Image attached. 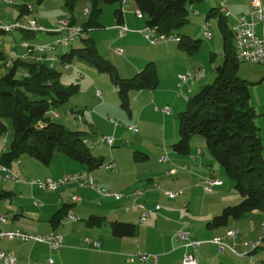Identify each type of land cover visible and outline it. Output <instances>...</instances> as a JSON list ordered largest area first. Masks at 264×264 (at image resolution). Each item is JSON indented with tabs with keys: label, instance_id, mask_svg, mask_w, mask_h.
<instances>
[{
	"label": "crops",
	"instance_id": "crops-1",
	"mask_svg": "<svg viewBox=\"0 0 264 264\" xmlns=\"http://www.w3.org/2000/svg\"><path fill=\"white\" fill-rule=\"evenodd\" d=\"M42 1L43 0H41V2ZM125 1L126 4L123 7V21L121 24L125 25L128 30L123 36L119 35L118 25L120 23L117 22L114 15L115 22L110 26L112 28L108 31L110 34L108 39L110 41L109 56L117 66L116 69H118V74L120 73L119 76L122 78H129L143 68L147 62L153 61L151 59L155 60L156 58L151 54V56L145 54L135 57V60L133 58L131 59V42L136 39H142L140 35L143 36L141 32L146 27V23L143 17H138L136 15L135 11H137V8L134 1H132L133 7H131L129 11H124L128 0ZM223 1L225 2V0ZM28 2L30 3L29 0ZM212 7L216 8L215 11L217 15H221L217 10V0L210 3V8ZM198 11L197 14L191 12V16L188 14V21L184 24L183 30L181 31L182 35H187L191 39L199 40L197 49L193 52L185 51L178 45V42L172 40H165L158 44L160 45L158 48L170 51L169 58L174 61V65L169 64L168 66L171 70L169 73L171 86L170 88L161 87L158 78V84L154 89L143 88L140 90H130L128 92V106L126 108L123 107V110L127 114V118L123 115L121 110L118 111L119 116L124 118L126 123L119 122L118 125H114L110 122V117L106 120L108 124L112 125V127H109L112 128L113 131L111 134L113 143L111 145L103 140V137H105L103 133L105 132L99 124L101 119L102 122H104L103 117L100 116L104 113L99 115L97 111L108 113L112 110V102H114L115 105L116 102L120 103V101L118 95V99L113 100V95L111 97L112 99L106 98L103 95L98 97L94 92V98L96 99L95 101L93 100L92 106L89 108L90 110L86 112L88 118H86V120L84 119L85 122H81L80 130L83 129V131H85V128L89 130V133H87V131L84 132L85 144L89 147L91 155L103 158L104 163L99 167L104 169L100 170L99 167H97L98 169H89L85 163L75 161L62 152H55L50 163L47 165H44L30 155H22L20 163L14 167L18 168L24 175L21 181L14 182L4 180L0 172V196L2 197L0 203L6 202L5 208L0 207V215L3 212L6 213L4 214L6 220L0 222V228L3 230L19 228L25 232L39 234L55 233L62 237V245L57 249H51L47 244L33 240L0 239V249L14 253L17 259L16 264H43L47 258H52L54 260L53 264H138L136 260L133 262H128L126 260L127 255L138 253L158 255L157 264H181L185 249L183 243L185 241L183 242V239L178 238L176 232L182 227L189 230L190 238L193 237V239L196 238V240L201 241L199 246L194 250L196 254L197 250L202 253V256L200 254L199 258L195 256L197 264H230L226 257L223 256V253L228 252L231 255L232 253L228 250L220 252L217 249L215 251L213 246L217 248L218 246L212 242V240L214 238H220L228 243H232L226 234L229 229H236L238 231V241L243 242L241 240L243 236L239 233L240 227H237V225L245 222V220L252 221L254 218H256L255 229L251 238L255 239L260 234V223L264 219V209L254 210L241 218H229L227 223L223 225L224 228L220 230L219 227L208 226L207 222L210 220L211 213L207 212L208 214H206L204 219L201 218L202 224L200 223L201 225L196 228V230L191 228L190 223H192V217H194V215L183 214L180 206L185 201L190 204V197L194 186L200 188V183H204L207 177H215L212 174H206L202 169L204 165V152L201 148H196L191 145V152L187 155L189 159H186V157L180 156V153L172 150L171 146L168 147L169 141H172V144L177 140L178 127L177 133L173 132L171 138L167 140L166 118H163L160 127L162 135L161 141L157 143H149L147 141L152 131L149 118L156 112L155 109L154 111L153 109L151 110L152 102L156 100L158 92H166L168 96L165 101L168 103V101L173 99L174 87H176V75L184 70L194 69L195 67H201V71L198 78L192 84H198L195 86L197 89L202 86L200 85L201 81L203 85L206 84L203 79L207 75V70L204 64L199 62L194 54L200 48L199 35L203 34V24L209 22L210 26V18L216 19L217 17L208 16L207 13L203 15L199 9ZM248 11L249 5L246 7L245 13L233 16L234 23L238 15L247 14ZM83 13L86 14L84 11ZM22 14L17 16V18H21ZM230 15L231 13L229 11L227 17ZM34 19L38 21L37 18ZM192 25L195 26V29L191 28ZM199 29L201 30V34L199 33ZM92 30L93 29H90L87 32V36H90L97 46L96 40L90 34ZM181 34H178V36ZM1 36L2 34H0V37ZM33 36L50 40L54 35H38L37 33ZM8 39L12 40L11 37ZM13 41H15V39ZM11 46L10 44L6 45L8 48ZM80 46L78 45L75 47ZM6 47L0 50L6 52L8 49H6ZM68 47H70V45L66 46L63 51L67 52L72 48ZM116 48H120L121 53L116 52ZM209 48L211 49L210 45ZM64 52H61V54ZM210 52L214 54L212 50ZM60 55H58L59 59ZM74 59L75 58L67 64H70ZM211 60L214 63V68L220 65L217 64L214 55L211 56ZM62 61L58 60L56 63L65 65V62ZM84 62L87 63L86 61ZM88 65L91 66L90 64ZM94 69L96 70V68ZM84 71H88L92 75L95 74L90 69H86V67H84ZM94 76L98 77V75ZM260 81H264V74ZM192 84L187 91H193ZM77 86L79 87L78 84ZM119 105L122 107L121 104ZM78 110L81 112L84 111L83 109ZM147 111L148 114H151H146ZM259 113L260 115L264 114V110ZM263 118L264 117H258L257 115L255 117V122L259 127L262 137V153L264 156ZM125 124L136 125L138 127L137 132H132ZM118 129L120 133L117 132ZM99 130L101 131L100 133ZM125 130L132 132L134 135L129 137ZM125 141L128 143L126 148L133 151L132 155L130 151H128L126 155L123 156L119 154V149H113L115 143L119 145L124 144ZM7 142L8 138L6 137L4 141V134H1L0 145H4L5 150L8 148ZM105 144L109 146H107V150L103 152L100 151L101 148H105ZM165 147H168L169 150H166ZM164 149L169 151V157L165 154L167 160L165 162L161 161V163H168L169 161V166L161 168L159 163V166L156 167L157 169H152L151 161L156 160L157 163L158 161L160 162L162 155H164L162 154ZM198 150L201 152L198 153ZM198 159H200L201 162L200 164L197 163L198 166H196V168L195 162ZM109 162L114 163L113 169H108L104 166L105 163ZM183 162L187 163L188 166H185ZM191 165H194V167H191ZM170 170H174L173 173H169ZM76 171L89 172L96 179L98 187L111 193H121L122 196L120 198H115L112 194L100 195L93 188L82 187L74 182L67 183L53 192L45 191L37 185L30 183L31 179L57 178ZM161 175L165 176V179L160 178ZM155 178L158 179V185L160 186L155 185L157 183L155 182ZM215 178L219 179L218 177ZM221 185L222 183L214 186L211 191L207 192L214 194V189ZM136 189H140L141 194H133V191ZM167 190H180L181 193L173 198H169L166 197L165 194ZM74 196L78 198L74 199ZM164 198L168 199L162 201L161 199ZM136 204H142L147 209L152 210L143 221H140V209ZM221 207H223V204L216 206V212L213 210L214 213L218 214ZM58 212H60L59 214H62V216L59 218L58 222L53 223L51 219L54 214ZM69 212L76 216L77 219H69L67 217V213ZM97 218L100 220H97ZM89 220L92 221L91 224L87 223ZM188 220L190 222H188ZM114 221L133 224L135 226V234L128 237L114 236L112 234L111 225ZM86 237L98 241L100 246L97 248L91 246L87 247L84 242ZM207 243L212 244L211 247H207ZM237 247L243 248L240 244L237 245ZM254 255L255 259L253 264H264V245H262ZM237 257L247 258V264L250 262L249 256ZM147 264H153L152 260L148 259Z\"/></svg>",
	"mask_w": 264,
	"mask_h": 264
},
{
	"label": "trees",
	"instance_id": "trees-1",
	"mask_svg": "<svg viewBox=\"0 0 264 264\" xmlns=\"http://www.w3.org/2000/svg\"><path fill=\"white\" fill-rule=\"evenodd\" d=\"M76 1L64 0L69 10L73 9ZM88 1L90 8L87 9V19L79 25L86 32L79 39L83 41V45L70 48L60 55L59 60L67 64L77 58L86 61L99 72L107 73L116 88L121 106L126 108L130 90L154 89L157 86L155 63L147 62L129 78L120 77L115 65L99 53L95 41L87 36V32L103 27L99 20L101 3L117 5L113 12L117 22L121 24L122 0ZM133 1L146 26H154L159 32L168 35L174 34V29L186 24L189 7L201 0ZM40 2L41 0L37 1ZM215 10L214 7L210 8L208 16H220L219 22L227 27L222 20L224 16L217 15ZM24 12L26 8L22 4L18 16ZM69 21L76 24L74 19ZM20 32L25 37L37 34L27 30ZM228 32L233 35L230 28L222 31L223 62L215 67L214 80L202 85L187 99L184 110L178 113V138L171 144L172 150L184 154L188 152L190 138L195 134L201 135L212 156L223 166L234 183L240 201L222 208L219 214L207 222L210 227L223 226L229 218H241L254 210L264 209L263 146L259 127L255 122L258 114L251 103L250 82L236 74L239 60ZM0 34L10 33L0 31ZM178 38V45L185 51L193 52L197 49L198 39L182 34ZM4 58L5 53L0 50V61ZM20 68L26 69V75L21 73L17 76ZM59 77L60 72L49 68L44 62L18 61L5 73H0V135H11L8 148L0 155L1 163L11 166L15 159L27 154L47 165L55 152H62L75 161L85 163L89 169L103 165V158L91 155L89 147L83 142L85 131L70 130L47 114L67 101L78 88L77 84L63 87ZM67 111L75 110L70 108ZM6 119L10 121L9 127ZM59 213L52 217L53 223L58 222L62 216ZM87 223L91 224L92 221ZM111 225L112 234L116 237L135 234V226L131 223L114 221Z\"/></svg>",
	"mask_w": 264,
	"mask_h": 264
},
{
	"label": "rangeland",
	"instance_id": "rangeland-1",
	"mask_svg": "<svg viewBox=\"0 0 264 264\" xmlns=\"http://www.w3.org/2000/svg\"><path fill=\"white\" fill-rule=\"evenodd\" d=\"M29 1L30 3H32L33 8L31 11H28V8L25 6L26 12L24 13L28 14L31 19L37 18L38 21L36 22L39 25L44 26L46 28H57L60 21L62 20L68 21V20H71V18L75 19L76 24L81 25L87 19V16H88L87 14L83 13V10L85 8L86 9L90 8V3L88 0H77L72 10H69L66 7L64 0H43L41 3H37V0H29ZM132 1L133 0H128L127 6L125 7V10H124L125 12L129 11L131 7H133ZM211 2H215V0H201L195 3L193 7L195 9H199L202 12V14L205 15L206 13H208V10L210 9ZM225 2L227 5V9L231 13L229 17H224V19L222 18V20L226 22L227 27H223V24L219 22L220 16H217L218 19L210 18L211 23L209 26V30L212 34L211 39L208 40L204 38L203 34H201V30L199 29V33L201 34L199 35L200 48L198 49V51L195 52L194 55L195 57H197L199 62H202V64H204L207 70V75L203 79V81H205L206 83L212 82L216 75L214 63L211 60V56L214 55L217 64H221L223 60L222 58V45H223L222 31L224 29L228 31V29L233 26V23H234L233 16L240 14V13H245L246 7H248L249 5V0H225ZM25 3H28V0H0V24L9 25L15 22V20H21L22 23L25 22L24 16L21 18H17V16L19 15L20 5L25 4ZM116 6H117L116 4L101 3L102 11L99 15V20L103 24V27L94 28L92 32L90 33L91 36H93V38L97 42V48H98L99 53L104 58L110 60L113 64H114V61L109 56L110 41L108 38L110 37V34L108 31L110 28H112L110 27L111 24L115 22L113 10ZM189 16H191V12H189ZM183 27L184 25L174 29L173 33L175 35L181 34ZM191 28L195 29V26L192 25ZM39 34H43V33H38V35ZM9 37H11L12 40H9L8 39ZM140 37L142 38L141 40L136 39L131 42V53H132L131 59L133 58L135 60V57L143 56L145 54L147 55L151 54L152 56H154V58L156 59L155 60L151 59V60L155 62L156 70L158 73L157 75L160 81V86L163 88H170L171 78L169 77V73L171 70L168 66L169 64L174 65L173 59L171 60L169 58L170 51H168L167 49L158 48V46H160L158 45L159 43L152 44L148 40H146L142 35H140ZM228 37L232 42L234 41V36L229 34V32H228ZM1 38L4 40V43L1 48H4L8 44L18 45V41L20 39L35 43V42H40V41L42 42L50 41L54 37L51 38L50 40L49 39L45 40L44 38H41V37L39 38L35 36L25 37L24 35H22L20 31H15L13 34H2ZM14 39L15 41H13ZM78 45L79 46L83 45V41L76 40L70 44V47H75ZM209 45L211 46V49L209 48ZM7 48L8 47H6V49ZM65 48L66 47L62 48V46L57 47L56 54L60 55L61 52H64L63 50H65ZM17 49H19V47H17ZM211 50L214 52V54L210 52ZM84 67H86V69H90L91 71H93V73H95L94 75H98V77L92 75L88 71H84ZM55 69L58 72H60L59 81L63 85V87L70 86L71 84L79 85L77 90L71 94V96L68 98L67 101L53 108L54 111H57L59 113V116L55 118L54 120L58 123L64 124L70 130H80L81 129L80 124L81 122L82 123L85 122L86 118H88V116L86 115V112L90 110L89 108L92 106L93 100L95 101L96 99L94 98V92H96V90H101L102 95L106 98H111L113 95L114 96L113 100L118 99L117 94H116V88L112 84L109 75L104 72H99L97 69L95 70L93 66H89L87 63H85L84 61L80 59L75 58L67 66L61 63H56ZM7 70L8 68L5 67L4 64H2V60H1L0 61V73H5ZM25 70L26 69L24 68L18 69L17 76H20L21 73L25 72ZM192 70L193 69L184 70L183 72L178 73L176 76L178 78V75L186 74L187 72L192 71ZM81 74L83 77L81 76ZM236 74L240 76L241 78L246 79L250 82L249 89H250V94H251V103L254 106L256 113L258 114V117H264V114L260 115L259 113L260 111L264 110V81H260L264 74L263 66L259 64L238 61V67L236 69ZM177 78H176V87H174L175 90H174V95H173L172 100L168 101L167 103L165 99L167 98L168 95L166 94L165 91H162V92L157 93L156 100L152 102L151 110L153 109L154 111L155 109L156 112L151 115V118H149V121L151 122V125H152V131L147 138V141L149 143H157L161 141L162 135H161L160 127L162 125L163 118H166V138L167 140L171 138L173 132L177 133L178 113L184 110L187 99L199 89L195 87L198 84L196 83L192 84L194 83V81H190L182 85L181 87H178ZM191 84H192L193 91L189 92L187 91V89L190 87ZM200 85H203L202 81ZM119 104H120L119 102H116L114 105V102H112V110L109 111L108 113L103 112V111H97L99 115L104 113L103 115H100L103 117L104 122H102V119H101L99 123L100 126L103 128L102 130L105 132L103 133L104 136H111L113 132L112 128H109V127H112V125L108 124L106 121L109 117L118 120L120 123H126V121H124L125 119L119 116L118 114V111L121 110L123 115L127 118L126 112L123 110V107H120ZM70 108H73L75 111H77L78 109L84 110L82 112L78 110L81 113V120H79L78 118H73L71 115H68L66 113V111ZM146 114H148V111ZM150 114L151 113H149L148 115ZM263 121H264V118H263ZM5 122L9 127L10 121L6 119ZM119 129L117 131L118 133H120ZM84 130L87 131V133H89V130L87 128H85ZM100 132L101 131L99 130V133ZM125 132L128 133L129 137L134 135L132 132L128 130H125ZM7 138H8L7 145H9V141L11 140V135L10 134L7 135ZM171 142L172 141H169L167 145L168 147L171 146L170 145ZM189 144L190 145H188V152L184 154L180 153V156H183V157H186V159H189L187 155L188 153L191 152L192 146L196 148L198 147L201 148V150L204 152L203 153L204 155L203 164L204 165L202 167L203 171H205L206 174H212L213 176L218 177L219 179L222 180V185L214 189V194L210 192L208 193L204 189V183L202 182L200 183V186H201L200 188L194 186L192 193H191V197H190V204H188L186 201L181 204L180 207H181V212L183 214L191 215V216L194 215V217H192L193 221L190 224H191V228L196 230V228H198L202 224L201 218L204 219L206 214H208L207 212L211 213V216H210V219H211L213 216L217 214V213H214L216 206L220 204H223V207L228 206V205H234L238 203L241 198L239 194L237 193V191L235 190L234 183L231 177L229 176V174L225 171L223 166L212 156V154L208 150L206 143H205V139L201 135L195 134L190 138ZM107 146L105 144L104 146L105 148H101L100 151L103 152L107 150V148L109 147ZM127 146H128V143H126V141L124 144H119V145H116L115 143L113 149H119L118 150L119 154L123 156L126 155L128 151H130L132 155L133 151L126 148ZM168 147H165V149L169 150ZM165 149L163 150L162 154L164 155L167 154V156L169 157L168 155L169 151H166ZM198 160H196L195 162V167L198 166V164H200L201 162L200 159ZM151 163H152L151 165L152 169H157L156 167L159 166V163L161 165V168L169 166V161L168 163H161V160H160V162L158 161L157 163L156 160H153L151 161ZM183 164H185V166H188L187 163L185 162H183ZM191 167H194V165H191ZM99 169L102 170L104 168L99 167ZM170 169H173V168H170ZM157 178H155V182H157L155 185L159 184V181ZM160 178L165 179V176L161 175ZM172 191H175V190H172ZM166 199L164 198L161 200L165 201ZM0 200H2L1 196H0ZM5 203L6 202H1L0 207L5 208ZM223 207L219 209V213L221 212ZM4 214L6 213L3 212L1 215H4ZM255 219L256 218H254V220L252 221L245 220V222H242L241 224L239 223L237 225V227H240V232H239L240 235L243 236V239H241L242 241H246V240L249 241L251 239H254L251 237L253 236L254 229H255V221H256ZM188 222L190 221L188 220ZM223 228H224L223 226H219V230ZM22 232H25V231H22ZM25 233H31V232H25ZM33 234H39V233H33ZM191 237H192V233H191ZM0 239L9 240L10 238H0ZM207 244H208L206 245L207 247L209 246L211 247L212 245L210 243H207ZM213 247L215 251L218 249L216 246H213ZM193 254L195 255L196 253L193 252ZM200 254L202 256V253L199 250H197V254L195 256L199 258ZM223 256L226 257L227 261L230 264H247V260H248L247 258L244 259V258H239L237 256H233V254L231 255L228 252H224Z\"/></svg>",
	"mask_w": 264,
	"mask_h": 264
},
{
	"label": "built area",
	"instance_id": "built-area-1",
	"mask_svg": "<svg viewBox=\"0 0 264 264\" xmlns=\"http://www.w3.org/2000/svg\"><path fill=\"white\" fill-rule=\"evenodd\" d=\"M218 1V12L227 17L229 11L227 10L226 4L223 0ZM125 0H122V10L125 6ZM25 6L28 8V11H31L33 6L31 3H25ZM87 9L84 10L87 13ZM189 12L198 13V9H195L193 5L189 7ZM138 17H141L139 11H135ZM25 22L22 23L21 20H15L12 24L2 25L0 24V31L5 33L13 34L15 31L27 30L29 32L43 33V34H52L54 35L53 39L46 42H28L26 40L20 39L18 45H12L9 47L5 53V58L2 60V64L5 67L9 68L14 65L16 62H38V63H47L49 68H55L56 62L59 60L58 55L56 54V49L59 46L66 47L72 42L82 39L86 32L84 29L79 26V24L71 23L69 20H62L58 24L57 28H46L39 25L34 19H31L28 14H23ZM119 35L123 36L128 30L127 27L123 24L118 25ZM232 34L234 36L233 46L236 58L239 61L259 64L264 68V0H249V11L247 14H241L236 17V21L231 27ZM143 36L152 44H158L165 40L179 41L178 36L174 34H165L159 32L154 26H146L142 32ZM203 35L204 38L210 39L211 32L209 30V22L203 24ZM4 43V40L0 37V49ZM19 47V49H17ZM116 52L121 53L120 48L115 49ZM68 65V64H67ZM65 63V66H67ZM201 71V67H195L192 71L187 72L186 74L178 75L177 86L181 87L182 85L195 81ZM23 74L26 75V72ZM180 90V89H179ZM96 95L101 97V90H96ZM68 115H71L73 118H78L81 120V113L79 111H66ZM47 114L51 115L53 118H57L59 113L54 110H50ZM110 122L114 125H118L119 121L113 118H109ZM126 127L132 132H137L138 127L136 125L125 124ZM7 133L4 134V141L6 140ZM103 140L109 145L113 143V137L105 136ZM85 142V140H83ZM5 150L4 145H0V155ZM198 153L201 151L198 150ZM166 155H162L161 161H166ZM20 163V159H15L11 166H7L0 162V172L3 175L4 180L8 181H21L23 174L16 167ZM104 166L108 169H113L114 163L109 162L105 163ZM174 170H170L169 173H173ZM74 182L82 187H91L96 190L100 195L112 194L115 198H120L121 193L118 192H109L106 191L97 185L96 179L89 172H72L65 175H62L57 178H35L31 179L30 183L37 185L39 188L53 192L59 187ZM222 181L215 177L209 176L204 181V189L206 191H211L214 186L220 185ZM181 193L180 190L165 191V194L169 198L175 197L177 194ZM133 194H141L140 189L133 191ZM78 198L74 196V199ZM140 209V221H143L149 213L152 211L147 209L142 204H136ZM158 208V207H156ZM69 219H77L76 216L72 215L70 212L67 213ZM6 220L4 215H0V222ZM227 237L232 241L228 243L220 238H214V242L218 246L220 252L228 250L235 256H249V264L254 263L255 255L254 253L264 245V219L260 223V234L253 240L249 241H238V231L236 229H229L227 231ZM176 236L180 239H183L185 242L184 253L181 260V264H197L196 257L193 254L194 250L199 246L201 241L190 238V232L182 227L176 232ZM0 238H10V239H19V240H33L36 242L45 243L51 249H57L62 245V237L55 233L50 234H33L25 233L19 230L18 228L3 230L0 228ZM84 242L87 247L91 246L97 248L100 246L98 241L92 240L88 237L84 239ZM242 245L243 248H238L237 245ZM151 259L153 264H157L158 255L148 254V253H138L130 254L126 256L128 262L137 261L138 264H147V260ZM16 256L14 253L8 250L0 249V264H16ZM54 260L52 258H47L43 264H53Z\"/></svg>",
	"mask_w": 264,
	"mask_h": 264
}]
</instances>
